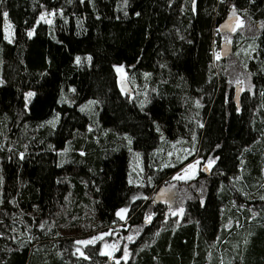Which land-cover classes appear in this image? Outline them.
Returning a JSON list of instances; mask_svg holds the SVG:
<instances>
[{
  "label": "trees",
  "instance_id": "trees-1",
  "mask_svg": "<svg viewBox=\"0 0 264 264\" xmlns=\"http://www.w3.org/2000/svg\"><path fill=\"white\" fill-rule=\"evenodd\" d=\"M231 15L242 26L221 33ZM228 59L252 81L238 103ZM193 136L215 162L190 187L188 221L146 225L132 152L159 183L190 158L158 167V150ZM124 207L139 231L119 264H264V0H0V264H116L99 244L78 256L75 239Z\"/></svg>",
  "mask_w": 264,
  "mask_h": 264
},
{
  "label": "rangeland",
  "instance_id": "rangeland-1",
  "mask_svg": "<svg viewBox=\"0 0 264 264\" xmlns=\"http://www.w3.org/2000/svg\"><path fill=\"white\" fill-rule=\"evenodd\" d=\"M54 16L55 11L46 10L41 14L38 22L52 24ZM232 16L234 15L230 17ZM240 26H242V21L238 18L234 23V29ZM2 30L5 40L13 42L15 39L14 25L7 15L4 17ZM222 44L231 45V39L227 34L221 38L220 45ZM221 55V48L215 45L214 63L216 68L219 67ZM226 65L232 74L231 78L234 79L235 97L238 89L240 90V96L245 91L252 92L251 78L248 73L242 70L236 59H228ZM115 70L122 90L132 99L140 96L141 88L138 84L130 81L127 69L124 66L117 65ZM29 93L33 95H28ZM34 94L33 90H29L26 93L27 106L30 104ZM140 98H144L143 95ZM161 136H163V132H161ZM194 137L190 140H179L169 145L166 144L165 147L158 150L156 154L158 167H175L177 163L190 158L187 163L176 169V171L159 183H154L151 179L158 173L155 170H151L150 166H148L149 168L145 166L140 153L132 152L130 167L131 182L138 188V193L135 195L133 201H139L140 207H150L145 217L146 225L156 221L157 218L156 222H158L160 227L166 226L169 223L173 226H178L188 221L189 218L184 207L191 194L190 187L195 186L194 182L201 174V169L207 163L201 153H199L198 143ZM212 162L214 163L215 160H212ZM212 170L214 171V164ZM129 217V207H124L119 211L121 222L114 227L75 239L77 255L87 257L85 248L90 245L99 244L100 254L108 257L111 262L116 264L122 261L127 262L131 258L129 245L134 242L139 231L138 228H130ZM81 241H90V243H79Z\"/></svg>",
  "mask_w": 264,
  "mask_h": 264
},
{
  "label": "water",
  "instance_id": "water-1",
  "mask_svg": "<svg viewBox=\"0 0 264 264\" xmlns=\"http://www.w3.org/2000/svg\"><path fill=\"white\" fill-rule=\"evenodd\" d=\"M237 18L236 16H232V17H228L224 22H222L219 26V31L221 33H232L234 32V23L236 22ZM232 52V47L229 44H222V48H221V54L222 57H226L227 55H229ZM240 90H237V94L235 97V100L237 101V103L239 102V98H240ZM212 166H213V162L208 160L206 165L201 169V173L203 175L209 176L212 173Z\"/></svg>",
  "mask_w": 264,
  "mask_h": 264
},
{
  "label": "snow or ice",
  "instance_id": "snow-or-ice-1",
  "mask_svg": "<svg viewBox=\"0 0 264 264\" xmlns=\"http://www.w3.org/2000/svg\"><path fill=\"white\" fill-rule=\"evenodd\" d=\"M4 15H7V13H5ZM43 18V17H42ZM32 33H29V35H31ZM79 60H80V58L79 57H77V62L79 63ZM28 95H33L32 93H29ZM176 178H182V177H176ZM118 215H119V213H118ZM79 243H90V241L89 242H84V241H81V242H79Z\"/></svg>",
  "mask_w": 264,
  "mask_h": 264
}]
</instances>
